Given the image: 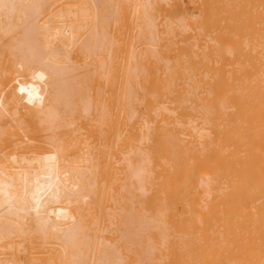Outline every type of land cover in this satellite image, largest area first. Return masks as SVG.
<instances>
[{"label":"bare ground","instance_id":"obj_1","mask_svg":"<svg viewBox=\"0 0 264 264\" xmlns=\"http://www.w3.org/2000/svg\"><path fill=\"white\" fill-rule=\"evenodd\" d=\"M0 264H264V0H0Z\"/></svg>","mask_w":264,"mask_h":264},{"label":"rangeland","instance_id":"obj_2","mask_svg":"<svg viewBox=\"0 0 264 264\" xmlns=\"http://www.w3.org/2000/svg\"><path fill=\"white\" fill-rule=\"evenodd\" d=\"M177 3H178V4H177ZM174 4H175V5H174V8L172 7V11L175 12L176 17H180V15H181V11H183V9H185L186 12H189V9H186V7H183V5H182L181 2H179V1L176 2V1H175ZM175 6H176V7H175ZM181 6H182V7H181ZM155 196H156V195H154V194H153V196H151L152 201H153V204L151 203V206H152L153 209H155L156 206H157V204L155 203V201H156V197H155ZM147 205L150 206V202L147 201ZM124 226H125V225H124ZM123 229H124V230H123L124 233H122V231H121V232H119V234H126L125 227H123ZM109 240H110L111 244L114 243L113 240H112V237H109ZM143 241H144V239H143Z\"/></svg>","mask_w":264,"mask_h":264}]
</instances>
